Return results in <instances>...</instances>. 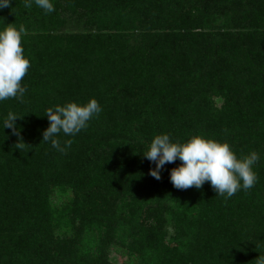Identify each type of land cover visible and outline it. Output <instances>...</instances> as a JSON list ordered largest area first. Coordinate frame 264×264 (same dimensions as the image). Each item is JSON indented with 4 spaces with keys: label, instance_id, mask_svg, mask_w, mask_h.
Segmentation results:
<instances>
[{
    "label": "trees",
    "instance_id": "1",
    "mask_svg": "<svg viewBox=\"0 0 264 264\" xmlns=\"http://www.w3.org/2000/svg\"><path fill=\"white\" fill-rule=\"evenodd\" d=\"M52 3L48 14L24 0L0 9V30L25 29L30 61L23 102H0V264L12 255L14 263L48 264L61 232L68 246L81 234L95 237L97 255L88 258L110 264L105 249L126 224L137 254L128 264H257L264 257V0ZM219 10L235 17L234 31L206 33ZM92 98L102 111L75 136L59 134L62 146L73 141L66 153L42 141L46 109ZM9 112L20 117L16 134L3 128ZM163 133L173 142L194 135L227 142L238 158L259 153L257 183L229 199L208 182L177 189L169 170L179 160L154 179L155 165L142 154ZM69 192L73 198L55 210L52 193ZM38 252L45 258L33 262Z\"/></svg>",
    "mask_w": 264,
    "mask_h": 264
},
{
    "label": "clouds",
    "instance_id": "2",
    "mask_svg": "<svg viewBox=\"0 0 264 264\" xmlns=\"http://www.w3.org/2000/svg\"><path fill=\"white\" fill-rule=\"evenodd\" d=\"M10 3L11 0H0V9L9 7ZM33 3L45 14L55 10L52 0H24L26 8H31ZM24 32L23 26L17 29L9 25L0 30V102L10 98L23 102L27 91L21 85L30 67L21 43ZM101 111L100 104L94 98L85 104L68 102L63 106L49 107L45 111L49 125L42 132V141L50 143L61 154L66 153L73 141L67 139L62 146L59 134L75 136ZM19 118L9 112L3 128L12 129L16 134L18 130L14 122ZM142 155L154 163L155 167L150 168L148 174L156 180L161 178L160 172L166 164L179 160L180 164L169 170V180L177 189H199L208 182L216 195L229 199L240 190L253 188L258 181L253 166L260 160L259 153L252 151L238 158L227 142L201 135H194L183 143L173 142L167 133L156 135ZM256 260L257 264H264V257L259 256Z\"/></svg>",
    "mask_w": 264,
    "mask_h": 264
},
{
    "label": "rangeland",
    "instance_id": "3",
    "mask_svg": "<svg viewBox=\"0 0 264 264\" xmlns=\"http://www.w3.org/2000/svg\"><path fill=\"white\" fill-rule=\"evenodd\" d=\"M235 17L228 18L230 20H226L224 13L219 10V14H216L214 17H212L211 22L208 25H204V30L206 33L211 35H216L217 33H223L222 30H225L227 33L228 31H234L233 25L236 24L234 20ZM219 105V103H217ZM251 150L250 152H252ZM249 152V153H250ZM248 153V154H249ZM73 192H69L68 195L58 197L57 194L52 193L51 197V205L55 210H59L64 208L63 206L66 205L70 198H73ZM63 203L62 205H60ZM129 225L124 226V231L119 235V238H115L114 241L105 249V258L106 262L110 264H128L129 262H136L137 254L134 251L130 252L131 249V237L128 235L127 227ZM58 233H56L57 236ZM41 235L44 236L42 233ZM34 239V238H33ZM54 241H56V245L53 246V242H51V248L48 250L46 256V260L48 261V264H97L95 263L96 260L88 258L94 257L97 255L96 252V238L95 237H85V235L82 236L79 235L76 239L73 241L72 246H68V242L70 241L69 236L66 235L64 232L59 233V236L53 237ZM58 239V241H57ZM35 241L38 240V236L35 237ZM67 242V244H66ZM5 246V245H3ZM7 246V245H6ZM132 253V254H130ZM30 256L31 252H27L25 256ZM45 255L43 252H38L36 256H33L32 259L33 262L39 261L38 259L45 258ZM87 255V256H86ZM13 258H6L8 264H24L27 259H24L20 261L19 263H14L15 257ZM18 258V257H17ZM3 259V258H2Z\"/></svg>",
    "mask_w": 264,
    "mask_h": 264
}]
</instances>
